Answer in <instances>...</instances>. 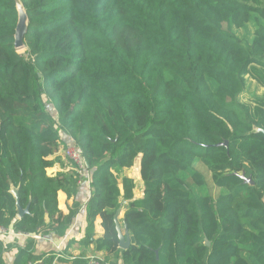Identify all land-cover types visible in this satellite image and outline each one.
<instances>
[{"label": "trees", "instance_id": "16d2710c", "mask_svg": "<svg viewBox=\"0 0 264 264\" xmlns=\"http://www.w3.org/2000/svg\"><path fill=\"white\" fill-rule=\"evenodd\" d=\"M20 2L27 57L14 47L15 0H0V226L67 233L81 206L63 214L57 193L75 198L77 177L46 169L72 140L90 197L84 237L63 251L84 252L62 264H264V97L239 101L245 77L264 88V0ZM138 156L135 199L125 171ZM13 188L28 207L19 220ZM33 245L14 264H52ZM90 246L103 258H87Z\"/></svg>", "mask_w": 264, "mask_h": 264}, {"label": "crops", "instance_id": "0c3cea01", "mask_svg": "<svg viewBox=\"0 0 264 264\" xmlns=\"http://www.w3.org/2000/svg\"><path fill=\"white\" fill-rule=\"evenodd\" d=\"M61 138L62 140H64L63 137ZM50 160H53L54 162L51 168L46 169L47 176L55 177L60 173H67L71 171L70 164H68V162L65 161V157L64 156L62 157L59 151L55 154V156L51 157ZM131 169H135L134 171L137 172V177H134L135 173L133 171H131L132 175L129 173L130 169L125 171V175L128 178L135 181L136 189H138L139 187V190H137V192H135L136 189L134 190L133 197L135 199H140L143 197V188L140 179V161L137 162ZM14 191L15 190H13V195H15ZM89 197H90V188L87 184H83L79 186L75 198L68 199L63 192L61 191L58 192L57 207L63 214L67 215L69 213V210L72 208L74 202H78V204L81 206L78 214L76 215L74 221L70 225L67 233L63 237H57L54 235L41 236L40 234L31 235V236L19 235V234L15 235L13 233H8L6 236L0 237V240L4 242V244L6 245L3 248L2 254L0 256V264H14L18 250L22 249L31 241H33L34 243L33 252L37 256H43V255H48L50 253H55L56 255L61 254L63 256L62 259L73 260L74 258L79 257L81 253H83L84 251L82 248L78 246V244H74L71 248H69L67 254H64L63 251L65 250L69 241L71 240L79 241L84 237L85 218L83 212H84L85 204L88 201ZM123 204L125 203L123 202ZM123 218H124V209L119 211L118 214V222L120 227H122L121 221L123 220ZM17 219L19 220L20 218L17 216ZM101 223L102 221L100 218H97L95 220V234L97 238L101 237L104 233L101 227ZM47 225H49L48 222ZM86 256L91 260L103 258L102 252L95 253L93 251V246H90V248L86 251Z\"/></svg>", "mask_w": 264, "mask_h": 264}, {"label": "water", "instance_id": "95a60500", "mask_svg": "<svg viewBox=\"0 0 264 264\" xmlns=\"http://www.w3.org/2000/svg\"><path fill=\"white\" fill-rule=\"evenodd\" d=\"M15 4H16V10H17V16H18V20H17V25H16V29H15V34H14V47L16 50H19L21 48H24V44H23V38L25 36V34L27 33V27H28V20H27V15L26 12L20 2V0H15ZM221 145H226V144H221ZM219 145V146H221ZM241 179H245L244 175L240 176ZM246 183L252 184V182L250 181V179H245L244 180ZM13 190L15 195V199H16V208H17V216L19 218H22L25 214L28 213V207L23 209L20 204H19V198H18V191L17 189L13 188L12 189V194H13ZM118 214L119 212H117L116 216H115V226H116V231H117V235H118V240H119V248L122 250H126L129 248L130 246V235L128 230L126 229V226H124V233L121 230V227L119 225L118 222Z\"/></svg>", "mask_w": 264, "mask_h": 264}, {"label": "built area", "instance_id": "2783aa9c", "mask_svg": "<svg viewBox=\"0 0 264 264\" xmlns=\"http://www.w3.org/2000/svg\"><path fill=\"white\" fill-rule=\"evenodd\" d=\"M63 156L70 163L71 169L76 174L77 177V185L87 184L90 188L91 182V172L89 169V165L84 156L83 150L77 146L72 140H69L63 147ZM9 232L0 226V237L6 236ZM63 256L61 254H57L54 258L52 264H62L60 259ZM91 264H102L101 261L96 260L92 261Z\"/></svg>", "mask_w": 264, "mask_h": 264}, {"label": "rangeland", "instance_id": "374dc122", "mask_svg": "<svg viewBox=\"0 0 264 264\" xmlns=\"http://www.w3.org/2000/svg\"><path fill=\"white\" fill-rule=\"evenodd\" d=\"M242 33H243L242 30H236V34L237 35L241 36ZM17 51L22 56L27 57V50H26L25 47L24 48H21V49H19ZM245 79L246 80H245L244 93L240 96L239 101L241 103L245 104V105H249V104H251V102L253 103V98L261 99V98L264 97V88H261L260 86H258L256 82H254L253 80H251L248 77H245ZM58 151L60 152L61 156L63 157V144H59ZM65 161L68 162L66 160V158H65ZM139 161H140V156H138V158L136 159L135 164L137 162H139ZM68 164H70V163L68 162ZM134 170L135 169H130V172L129 173L132 175V172L131 171H133L135 173L134 174V177H137V172L134 171ZM137 190H139V187H138V189H136L135 192H137ZM121 230L124 233L123 228H121Z\"/></svg>", "mask_w": 264, "mask_h": 264}]
</instances>
